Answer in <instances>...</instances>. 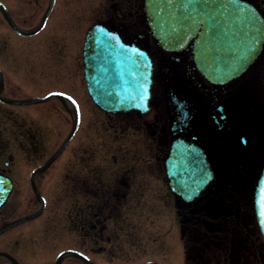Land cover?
Returning a JSON list of instances; mask_svg holds the SVG:
<instances>
[{
    "label": "flooded vegetation",
    "instance_id": "obj_1",
    "mask_svg": "<svg viewBox=\"0 0 264 264\" xmlns=\"http://www.w3.org/2000/svg\"><path fill=\"white\" fill-rule=\"evenodd\" d=\"M51 1L3 0L8 15L22 31L30 34L44 24L41 30L31 35L17 32L0 10L9 31L20 44L23 43L18 45L17 39L12 41L7 35L3 51H0L3 76L0 89V177L5 183L12 184V191L0 207V230L41 208L42 201L34 186L44 195L46 176L80 135L79 144L84 153L76 164L81 165L79 168L73 165L74 170L68 168L64 176L70 186L81 189L74 193L70 201L71 211L66 213L65 219L72 222L74 231L78 230L82 243L61 250L57 256L66 250H77L85 257L67 254L59 264H101L97 257L113 250L108 248L113 243L108 232L109 224L113 223L111 220L115 215L118 219L133 207L136 168L124 164L118 172L99 164L103 157L98 159L93 151L88 126L89 132L86 131V123L91 117L85 115L77 95L66 94L54 86L44 94H62V99L54 97L40 104L52 103L54 111L65 114L66 123V134L60 142L56 136V148L50 153L44 151L38 128L26 123L25 107L28 105L22 104L23 100L32 97L26 86L27 73L38 74L43 71V64L48 65L44 71L59 70V61L70 56L77 73L82 74L80 86L87 92L84 43L92 26L102 24L117 32L127 44L147 51L153 62L148 113L111 114L95 106L94 109L103 114L111 127L119 128L118 125L122 131L132 128L136 130L135 134L142 132L148 137L149 146L153 148L151 160L154 166L153 175L149 170L145 173L165 188V199L162 195L160 198L166 202L173 200L177 209L184 264H264V237L253 205V188L264 163V49L254 65L239 78L214 85L204 78L193 60L190 50L194 40L179 51H165L158 46L145 15L144 0H53V4ZM245 1L253 4L264 18V0ZM85 3L90 5V12L96 13V20L83 34L85 29L80 23L88 24L92 14L87 18L80 16V23L67 28L72 29L73 35L66 37V41L61 40L59 12L67 13L65 8L83 7ZM43 81L42 77L39 78L35 86L43 85ZM51 83L58 86L54 80ZM86 95L89 104H93L88 92ZM76 111L79 114L78 128L69 146L45 169L38 170L75 127ZM183 143L204 155L209 171L198 194L189 200L172 191L166 169V160L173 146ZM98 146H104L103 140L98 141ZM20 187L22 189L17 193ZM28 187L30 194L25 190ZM41 215L1 233L0 253H7L15 264H42L44 250H57L59 236L57 232L53 233L44 243V238H39L38 234L34 249H27L25 237L29 229L38 225L36 222ZM122 229L112 245L120 252V262L139 264L140 257H145L140 264H167L165 257L168 254L164 250H160L163 261L152 259V256L147 258L156 251L148 252L143 248L140 252L141 244L136 234L132 230L122 233ZM161 229L159 237L151 238L152 246L157 239L168 240L169 232ZM9 257L0 254V264H14Z\"/></svg>",
    "mask_w": 264,
    "mask_h": 264
},
{
    "label": "water",
    "instance_id": "obj_2",
    "mask_svg": "<svg viewBox=\"0 0 264 264\" xmlns=\"http://www.w3.org/2000/svg\"><path fill=\"white\" fill-rule=\"evenodd\" d=\"M144 4L151 32L163 49L178 51L195 39L194 59L204 76L213 84L226 83L241 76L257 60L264 48V19L248 2L144 0ZM0 7L13 27L20 33L27 34L16 26L2 3ZM33 33L36 31L30 34ZM84 63L89 94L100 109L110 113L148 111L153 64L146 51L126 44L117 33L97 24L87 34ZM2 84L0 75V89ZM43 100L46 98L24 101L22 104ZM75 130L40 169L63 152ZM166 166L172 190L185 200L197 195L202 182L208 179L209 171L204 155L186 144L173 146ZM5 182L0 177V206L12 189V185ZM35 190L43 198L36 186ZM42 210L9 227L39 215ZM255 210L264 235V169L255 188ZM68 253L77 252L65 251L59 255L58 261Z\"/></svg>",
    "mask_w": 264,
    "mask_h": 264
},
{
    "label": "rangeland",
    "instance_id": "obj_3",
    "mask_svg": "<svg viewBox=\"0 0 264 264\" xmlns=\"http://www.w3.org/2000/svg\"><path fill=\"white\" fill-rule=\"evenodd\" d=\"M88 5V3H85L83 7L65 8L68 10L66 11L67 13L61 14V11L59 12L57 19L60 25L59 35L61 40L66 41V37L73 35L72 29L67 28L77 25L78 22L80 23V16L84 15L87 18L89 14H92L91 20L88 24L87 22L80 23L82 29H85L83 34H86L87 30L97 17L94 11H89L90 5ZM75 34L77 35V33ZM7 35H10L9 37L12 41H16L17 37L12 35L8 29L7 23H5L4 19L0 16V51H3L5 44L4 39H7ZM20 43L21 42L17 39V44L23 45V43ZM60 48L62 49V47ZM43 61L46 62V59ZM59 62V70L44 71L48 65L43 64V66H41L43 71H38V74L35 72L27 73L28 81L26 86L30 96L34 98L43 97L45 96V93H48L53 89L52 86L66 94L77 95L79 100L83 102L79 103L84 106L83 109L85 115L91 117L88 120L89 122L86 123V131L89 132L87 130L88 126L91 132V141L94 148L93 151L98 155V159L103 157V161L99 164L102 163L103 165H106L109 170H117L118 172L120 166H124V164L136 168V178L134 180L135 193L133 195L134 202L132 201L133 203L131 204L133 207L126 210L127 212L118 219H116L115 215L114 219L111 220L113 223L109 224L108 232L109 235L112 236L113 243L109 244L108 248L109 250L113 248V250L105 253V255H99L97 258L100 260V263L126 264V262L123 263L122 261H119L120 252L116 250L117 248L115 249L114 246H112L119 237V231L123 228L122 233L130 232L132 230L136 234L139 243L141 244L139 247L141 250L140 252H142L143 248L147 249L148 252L156 251L155 254L153 253L149 255L147 258L152 256V259L155 257V260L163 261L160 255V250H164L165 253L168 254V256L165 257L167 264H184L183 248L181 246L180 232L178 230L179 221L177 209L173 204V200H169L168 202H166V200L163 201L162 197H164L163 191H165V188L156 181H153L151 176L148 177L145 173L149 170L153 175L154 166V162L151 160L153 157V148L149 146L148 137L142 132L135 134L136 130L132 128L122 131L118 125L116 127L119 128H113L108 125L103 114L96 111L93 104H89L86 95L87 92L80 86L82 83V74L79 75L77 73L78 70L75 69V66L73 65L72 56L66 60L62 58ZM41 77L44 80V84H40L39 87L35 86ZM52 80H54V83H58V86L54 84L51 85ZM84 101L86 102L84 103ZM52 107H55L52 103L28 105L25 107L27 109L25 116L26 123L29 127L35 126L38 128L39 136L45 147L44 151L46 150L47 153H50L56 148V136L60 142L62 141L64 134H66V123L64 120L65 114L60 110L54 111ZM57 131L58 135H56ZM80 138L81 136L79 135L75 144L67 150L56 167L53 168L56 176L53 171L46 176L43 193L48 201L47 209L45 213L38 218L36 222L38 225L33 229H29L28 234L25 237L27 240V249H34L36 235L38 236L39 234V238H44L43 242L46 243L49 235L56 232L58 233L59 240L57 250H44L42 264H54L58 252L67 247L77 246L82 243L81 239L78 237V230L75 229L74 231L75 226L70 220L65 219L66 213L71 211L70 201H72L74 193L81 189L70 186L64 176L68 172V168L74 170L73 165H75L76 168H79L78 165H81L80 163L76 164L80 159V155L84 153L82 146L79 144ZM99 140H103L104 146H98ZM146 146H148V149ZM116 160L118 161L115 162ZM21 189L22 187L18 189L17 193H19ZM25 190L27 191V194L31 193L29 187ZM160 195H162L161 198ZM161 228L169 232V238L168 240H164L163 238L157 239L155 245L152 246L151 238L159 237V233L162 232ZM149 237L150 241H148ZM144 258L145 257H140L139 262L141 263Z\"/></svg>",
    "mask_w": 264,
    "mask_h": 264
}]
</instances>
